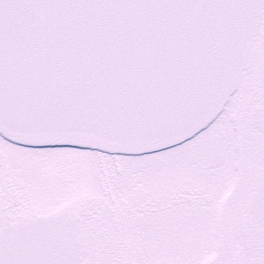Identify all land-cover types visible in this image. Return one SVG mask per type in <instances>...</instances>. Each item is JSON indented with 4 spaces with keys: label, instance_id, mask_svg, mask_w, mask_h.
<instances>
[{
    "label": "snow or ice",
    "instance_id": "6c2138e0",
    "mask_svg": "<svg viewBox=\"0 0 264 264\" xmlns=\"http://www.w3.org/2000/svg\"><path fill=\"white\" fill-rule=\"evenodd\" d=\"M0 264H264V0H0Z\"/></svg>",
    "mask_w": 264,
    "mask_h": 264
}]
</instances>
